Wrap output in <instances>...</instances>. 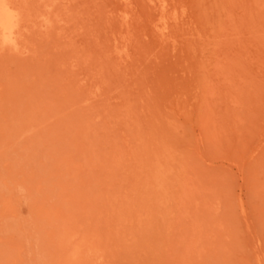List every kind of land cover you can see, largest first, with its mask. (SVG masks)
Instances as JSON below:
<instances>
[{"label": "rangeland", "instance_id": "rangeland-1", "mask_svg": "<svg viewBox=\"0 0 264 264\" xmlns=\"http://www.w3.org/2000/svg\"><path fill=\"white\" fill-rule=\"evenodd\" d=\"M13 3L0 264H264V0Z\"/></svg>", "mask_w": 264, "mask_h": 264}, {"label": "bare ground", "instance_id": "bare-ground-1", "mask_svg": "<svg viewBox=\"0 0 264 264\" xmlns=\"http://www.w3.org/2000/svg\"><path fill=\"white\" fill-rule=\"evenodd\" d=\"M161 5L163 4L161 3ZM19 16L20 13L15 7L13 0H0V43L2 48L16 45L20 26Z\"/></svg>", "mask_w": 264, "mask_h": 264}]
</instances>
